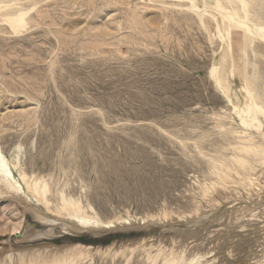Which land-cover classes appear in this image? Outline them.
I'll use <instances>...</instances> for the list:
<instances>
[{"label":"rangeland","instance_id":"1","mask_svg":"<svg viewBox=\"0 0 264 264\" xmlns=\"http://www.w3.org/2000/svg\"><path fill=\"white\" fill-rule=\"evenodd\" d=\"M0 1L21 16L17 27L0 19V148L14 177L46 183L50 210L32 203L49 215L69 196L81 215L124 225L46 234L0 199V258L81 243L91 249L66 264H264V224L235 220L264 206V163L246 151L264 148L262 127L243 126L234 108L250 100L244 84L264 109L263 42L200 1ZM250 2L264 26V0ZM221 224L223 240L211 235ZM35 230L45 235L21 238Z\"/></svg>","mask_w":264,"mask_h":264},{"label":"bare ground","instance_id":"2","mask_svg":"<svg viewBox=\"0 0 264 264\" xmlns=\"http://www.w3.org/2000/svg\"><path fill=\"white\" fill-rule=\"evenodd\" d=\"M21 1V0H19ZM42 1V0H41ZM192 3V7H196L197 5L200 4V2L203 4V6L205 7H209L211 8L213 11H219L222 15L221 17L224 19H227L230 21L231 25L230 27L235 28L237 30H241L244 34V36L246 37H255L257 38L260 42L264 43V26L260 25L259 23H257L255 20H253L250 16V0H190ZM200 1V2H199ZM12 2V1H11ZM162 2V1H161ZM38 3V2H37ZM12 4L10 3H6V2H2L0 1V19H4L5 21L10 22L14 27L19 26L20 24V15H18L16 17V14L13 13H9L4 11L5 8H8L9 6H11ZM260 9V8H259ZM211 18V17H209ZM213 70L215 71V69L217 68V65H214ZM218 81V80H217ZM241 95L244 96L245 98L250 99L248 102H240V98L237 97L238 102H240L239 104L235 105V110L238 114L240 123L243 126L246 127H251V128H255L256 130H260L262 127V138L264 139V122L260 121L258 119V114H263L264 117V109L261 105H259L258 103H256L254 97H252L253 95V91H251L248 87H246V85H241ZM229 86L228 85H224L223 91L227 93V97L229 99V101L233 102V96L229 95ZM235 104V103H234ZM234 110V111H235ZM236 130V129H235ZM238 130V129H237ZM243 130V129H242ZM246 131V130H245ZM244 131V132H245ZM235 132V131H234ZM242 132V131H241ZM252 133V132H251ZM257 134V133H255ZM249 136V135H248ZM252 137V136H251ZM250 137V139H251ZM253 138V137H252ZM237 139V137H236ZM238 139H242V138H238ZM248 139V138H247ZM261 140V139H260ZM240 143V142H239ZM259 143V142H257ZM250 144V143H248ZM252 144V143H251ZM240 147L242 149H245L246 147L242 146V143H240ZM253 145V144H252ZM252 145H250L246 151H252L254 152L256 155H258V158L260 159V161H262L264 163V148L261 147H252ZM239 146V145H238ZM236 149V148H235ZM232 151V150H231ZM232 156V155H231ZM237 156V155H236ZM241 156V155H240ZM251 156V155H250ZM235 157V156H233ZM242 157V156H241ZM236 158V157H235ZM253 158V157H252ZM257 158V159H258ZM244 159V158H243ZM240 157H238V159H236L237 162H239L243 167H250L249 164H247L246 160H243ZM261 162V163H262ZM219 163V162H218ZM257 163V161H256ZM13 164V163H12ZM118 164V163H117ZM222 165V164H221ZM254 166V165H253ZM220 167V166H219ZM260 167V166H259ZM14 168V167H13ZM226 168V167H225ZM228 168V167H227ZM229 169V168H228ZM236 169V168H235ZM221 170V169H220ZM245 170V169H244ZM259 171V170H258ZM17 173V172H16ZM218 173V172H217ZM124 174V173H123ZM216 174V172H215ZM119 175V174H118ZM218 176V175H217ZM247 176V175H246ZM41 177V176H40ZM227 177V176H226ZM244 177V176H243ZM221 178V176H220ZM218 180V179H217ZM236 180V178H235ZM23 182L24 187L21 186V184L19 182ZM43 181V180H42ZM41 178L35 177L33 179H29L27 177V175L25 173H19V177L15 178L12 170L10 168L9 162L7 160V158L3 155L1 148H0V199H11L14 200L15 202L20 203L23 206L24 211H29V213H31L32 218L39 221L40 223L49 225V228H47L48 230L45 229V233L48 234H52L54 233V231L56 230L55 227H59L62 230H67V231H79L82 232L81 230H92L93 233H97V231L95 229H100V228H105V230L108 228V230L110 228H117L120 226H124L121 225L123 222H118V221H109V222H101L97 219H95L94 217H90L87 215H81L80 214V202L78 200H73L72 197L71 198H67V197H61L62 199L60 200V204L59 205H55L54 209H55V213L57 215H49L45 212H43L42 210H40L35 204L32 203V200H34L35 202L41 203L43 204L47 210H50L49 208V200L47 199V191L48 188L46 186V183L42 182ZM223 182V181H222ZM232 182V181H231ZM226 183V182H225ZM239 183V182H238ZM247 183V182H246ZM245 183V184H246ZM211 184V183H210ZM218 184V183H217ZM221 184V183H220ZM219 184V185H220ZM249 184V183H248ZM246 184V185H248ZM255 184V183H254ZM252 185V184H251ZM223 186V185H222ZM245 186V185H244ZM256 185H254L255 187ZM241 187V186H239ZM250 187V185L248 186ZM218 188V187H217ZM223 188V187H222ZM252 188V187H251ZM207 189V188H206ZM225 189V188H224ZM227 189V188H226ZM250 189V188H249ZM255 189V188H254ZM233 190V189H232ZM238 190V189H237ZM253 189H251L252 191ZM62 191V190H61ZM219 191V190H218ZM217 191V192H218ZM222 191V190H221ZM221 191H219L221 194H223ZM250 191V192H251ZM203 192V191H202ZM64 193V192H63ZM234 193V192H233ZM219 193H217L218 195ZM229 194V192L225 193ZM235 194V193H234ZM60 195V194H59ZM255 195V194H254ZM215 196V195H214ZM220 196V194L218 195ZM236 196V195H235ZM216 197V196H215ZM228 197V195L226 196ZM238 197V196H237ZM251 197V196H250ZM253 197V196H252ZM206 198V197H205ZM224 198V197H223ZM235 198V197H234ZM221 199V198H220ZM245 199V198H244ZM264 199V198H263ZM217 200V198H216ZM229 200V199H228ZM220 201V200H219ZM239 201V200H238ZM216 203V201H214ZM262 202V201H261ZM260 202V203H261ZM264 202V201H263ZM82 203V202H81ZM230 204V203H229ZM214 205V203L212 204ZM255 205H257V203H255ZM260 205V204H259ZM89 206V205H88ZM247 206V205H246ZM262 206V205H261ZM92 207V206H91ZM250 207H256L254 205L250 206ZM84 208V207H82ZM93 208V207H92ZM242 208V207H241ZM86 209V208H85ZM92 210V209H91ZM95 210V209H94ZM243 211V215L245 216L244 213H249L250 211H252L250 213V216L248 217H244L243 215H238L241 211L237 209V212L235 213V220H239V222L241 221V219H246L249 218L251 220V217H255L256 218H260V222L259 224H264V206L263 207H259V208H249V207H243V209H241ZM208 211V210H206ZM213 211V210H212ZM53 212V210H52ZM197 212V210H196ZM226 212V210H225ZM224 212V213H225ZM208 212H203V213H199V216L204 217ZM88 214V213H86ZM91 214V212H90ZM233 215V214H231ZM223 216V214H222ZM230 216V215H229ZM228 216V217H229ZM240 216V217H239ZM189 217V215H188ZM187 218V217H186ZM191 218V217H190ZM213 218V217H212ZM216 218H220V217H216ZM223 218V217H222ZM120 219V218H119ZM173 219V218H172ZM215 219V218H214ZM213 219V220H214ZM114 220V219H113ZM156 220H158L156 218ZM221 220V218H220ZM253 220V219H252ZM251 220V221H252ZM105 221V220H104ZM150 222L156 223L155 220H149ZM159 221V220H158ZM218 221V220H217ZM222 221V220H221ZM225 221V220H224ZM223 221V222H224ZM244 221V220H242ZM247 219L244 221L246 222ZM257 221V220H256ZM255 221V222H256ZM144 222V221H143ZM161 222V221H159ZM189 222V221H188ZM211 222V221H210ZM227 222V221H226ZM238 222V223H239ZM248 222V221H247ZM250 222V221H249ZM132 223V222H131ZM139 223V222H138ZM144 223H148L144 222ZM194 223H198V221H194ZM232 223H236V222H232ZM237 223V224H238ZM242 223V222H241ZM240 223V227H244L243 224ZM254 223V221H253ZM252 223V224H253ZM143 224V223H142ZM228 224V223H227ZM230 225L233 226V224H231V222L229 223ZM246 224V223H245ZM255 224V223H254ZM257 224V225H259ZM128 225V224H127ZM193 225V224H192ZM195 225V224H194ZM222 225V224H221ZM226 225V224H225ZM229 225V226H230ZM247 225V224H246ZM245 225V226H246ZM251 226V224H248ZM130 226V225H128ZM132 226V225H131ZM214 226V225H213ZM216 226V225H215ZM223 226V225H222ZM229 226H223L221 229L215 230L214 232L211 234L208 232V234H211L212 237H217L219 240L222 239L224 237L225 234H228V229ZM231 226V227H232ZM235 226V225H234ZM233 226V227H234ZM237 226V225H236ZM221 227V226H220ZM253 227V226H252ZM193 228V227H192ZM239 228V226H238ZM254 228V227H253ZM27 229V228H26ZM171 229V228H170ZM217 229V228H216ZM243 229V228H242ZM28 230V229H27ZM101 230V229H100ZM186 230V229H185ZM210 230V229H209ZM212 230V229H211ZM230 230V229H229ZM246 230V229H245ZM257 230V229H256ZM36 231V230H35ZM182 231V230H181ZM187 232V231H186ZM189 232V231H188ZM187 232V233H188ZM191 232V231H190ZM251 231H249L248 233H250ZM184 233V232H183ZM182 233V234H183ZM231 233V232H230ZM256 233V231H255ZM264 233V232H263ZM181 234V233H180ZM181 234V235H182ZM192 234V232H191ZM196 234V233H195ZM251 234V233H250ZM254 234V233H253ZM252 234V235H253ZM42 235H45L43 232H38V230L36 232L30 233L28 234V231H25L24 235L21 237L22 239L24 238H31L32 237H42ZM193 235V234H192ZM231 235V234H230ZM189 236V235H187ZM186 236V237H187ZM208 236V235H206ZM228 236V235H227ZM183 237V236H182ZM185 237V236H184ZM226 237V236H225ZM246 237V236H245ZM260 237V236H259ZM263 237V236H262ZM34 238V239H35ZM239 238V237H238ZM252 238V237H251ZM256 238V237H255ZM183 239V238H182ZM230 239V238H229ZM254 239V238H253ZM29 240V239H28ZM142 240V239H141ZM188 240V238H187ZM190 240V239H189ZM203 240V239H202ZM205 240V238H204ZM223 240V239H222ZM234 240V239H233ZM256 240V239H255ZM263 240V239H262ZM201 241V240H200ZM251 241V240H250ZM204 242V241H203ZM202 242V243H203ZM219 242V241H218ZM224 242V241H223ZM238 242V241H237ZM256 242V241H255ZM184 243V242H183ZM201 243V244H202ZM217 243V241H216ZM176 244V243H175ZM200 244V245H201ZM205 243H203L204 245ZM221 244V243H220ZM235 244V243H234ZM246 244V243H245ZM262 244V243H261ZM68 245V244H67ZM133 245V244H132ZM169 245V244H168ZM178 245V244H176ZM175 245V246H176ZM188 245V244H187ZM198 245V244H197ZM233 245V244H232ZM257 245V244H256ZM174 246V245H173ZM182 246V245H181ZM202 246V245H201ZM224 246V245H223ZM235 246V245H234ZM259 246V245H258ZM167 247V246H166ZM165 247V248H166ZM241 247V246H240ZM252 247V246H250ZM256 247V246H255ZM264 247V246H263ZM155 248V247H154ZM193 248V247H192ZM197 248V246H196ZM257 248V247H256ZM2 249V248H1ZM0 249V251H1ZM91 249V247L89 245H84L81 243H73L71 245L68 246H64L63 247H51L50 245H41V246H37V247H25L22 248L20 250H17L16 253L15 250H11V252H8L5 256H3L2 258H0V264H66L67 262L72 260L74 261L76 258V256H81L83 254H85V251L88 252ZM168 249V248H167ZM171 249V248H170ZM177 249V248H176ZM200 249V248H199ZM264 249V248H263ZM162 250V249H161ZM174 250V248H173ZM193 250V249H192ZM213 250V249H212ZM234 250V249H233ZM232 250V251H233ZM168 251V250H167ZM191 251V250H190ZM199 251V250H198ZM202 251V250H201ZM217 251V250H216ZM228 251V250H227ZM264 251V250H263ZM4 252V251H3ZM7 252V251H6ZM236 252V251H234ZM245 252V251H244ZM262 252V251H261ZM191 253V252H190ZM208 253V252H206ZM175 254V253H174ZM173 254V256H174ZM200 254V253H199ZM259 254V253H258ZM264 254V253H263ZM168 256V254H167ZM187 256V254H186ZM196 256V254H195ZM198 256V254H197ZM202 256V254H201ZM204 256V254H203ZM263 256V255H262ZM190 257V255H189ZM200 256H198L199 258ZM205 257V256H204ZM258 257V256H257ZM174 258V257H173ZM182 258V257H181ZM203 258V257H202ZM166 259V258H165ZM201 259V258H200ZM255 259V258H254ZM263 259V258H262ZM252 260V259H251ZM250 260V261H251ZM259 260H256L255 262H253V264H255L256 262H258L259 264ZM170 261V260H169ZM174 263V260H171ZM211 261V260H210ZM227 261V260H226ZM168 262V261H167ZM171 262V263H172ZM189 264H196L195 260H193V258L188 260ZM170 263V264H171ZM183 263V262H182ZM206 263V262H205ZM263 263V261H262ZM166 264V263H164ZM200 264V263H199ZM229 264V263H228ZM257 264V263H256Z\"/></svg>","mask_w":264,"mask_h":264}]
</instances>
